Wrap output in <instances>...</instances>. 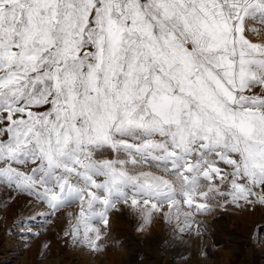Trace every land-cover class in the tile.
Returning <instances> with one entry per match:
<instances>
[{
    "label": "snow or ice",
    "instance_id": "snow-or-ice-1",
    "mask_svg": "<svg viewBox=\"0 0 264 264\" xmlns=\"http://www.w3.org/2000/svg\"><path fill=\"white\" fill-rule=\"evenodd\" d=\"M0 188L92 254L264 208V0H0Z\"/></svg>",
    "mask_w": 264,
    "mask_h": 264
},
{
    "label": "rangeland",
    "instance_id": "rangeland-1",
    "mask_svg": "<svg viewBox=\"0 0 264 264\" xmlns=\"http://www.w3.org/2000/svg\"><path fill=\"white\" fill-rule=\"evenodd\" d=\"M41 211L28 205L22 195L8 200L6 190L0 188V264H264V208L260 206L208 217L202 238H174L163 224L138 234L136 221L122 215L112 225L118 242L99 254L57 242L60 221L45 220ZM20 215L37 216L31 221L32 236L26 248L19 229L13 226ZM48 242L47 258L41 259V245ZM201 248L208 253L206 260L199 255Z\"/></svg>",
    "mask_w": 264,
    "mask_h": 264
}]
</instances>
